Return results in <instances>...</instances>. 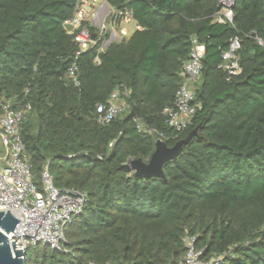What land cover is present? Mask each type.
<instances>
[{
    "label": "trees",
    "instance_id": "obj_1",
    "mask_svg": "<svg viewBox=\"0 0 264 264\" xmlns=\"http://www.w3.org/2000/svg\"><path fill=\"white\" fill-rule=\"evenodd\" d=\"M107 1L131 9L140 29L98 62L95 50L79 55L75 86L67 70L77 45L64 21L76 0H0V104L31 105L19 131L32 180L39 186L47 165L56 187L87 194L65 228L69 252L38 244L25 264H178L186 236L201 259L264 264V0H235L232 23L215 20L218 0ZM234 36L241 71L227 79L218 65ZM193 38L205 46L200 106L177 133L161 111ZM122 85L126 109L97 124L95 105ZM135 117L168 146L196 130L163 164L164 178L129 168L131 159L148 161L157 138L139 132Z\"/></svg>",
    "mask_w": 264,
    "mask_h": 264
},
{
    "label": "built area",
    "instance_id": "obj_2",
    "mask_svg": "<svg viewBox=\"0 0 264 264\" xmlns=\"http://www.w3.org/2000/svg\"><path fill=\"white\" fill-rule=\"evenodd\" d=\"M234 4L235 0H218L219 11L215 14V20L219 23H232ZM65 24L70 26L68 31L74 33L73 40L77 45L75 60L67 70V76L75 86L80 85L76 63L79 55L95 50L94 61L98 62V55L102 50L114 42L128 38L135 29H140L131 9L113 6L107 0H76L73 12L64 21ZM240 42L237 36L230 38L227 50L222 53V62L218 67L226 72L227 79L241 71L237 57ZM259 43L264 45L261 40ZM204 52V44L193 38L188 58L179 70L181 84L172 103L161 111L165 124L177 133L190 124L200 106L195 93ZM129 94V89L122 85L112 91L106 102L97 103L94 110L96 123L108 124L121 114L127 107L126 99ZM0 106V210H9L20 220L13 231L6 233L10 248L13 251L14 245L15 250L26 253L29 248L42 244L52 250L67 253L69 250L65 247V228L82 212L87 194L74 188L56 187L47 165L41 172L40 185L33 182L31 164L19 131L31 105L26 103L14 108L6 100ZM133 121L139 132L155 134L156 139L164 140L162 133L145 126L138 117ZM194 241L193 236L184 238L186 252L178 264L222 262V255L201 259L202 252L195 248Z\"/></svg>",
    "mask_w": 264,
    "mask_h": 264
},
{
    "label": "water",
    "instance_id": "obj_3",
    "mask_svg": "<svg viewBox=\"0 0 264 264\" xmlns=\"http://www.w3.org/2000/svg\"><path fill=\"white\" fill-rule=\"evenodd\" d=\"M64 27L66 30H70L69 25L65 24ZM195 134L196 130H192L185 138L178 140L172 146H168L161 139H156L154 150L150 154L148 161H143L140 158L131 159L128 164L129 168L138 177L146 179L154 177L164 178L163 164L169 160L176 159L183 146ZM19 221L9 210H0V264H25L26 253L15 250L14 245H12V251L6 235V233L14 230Z\"/></svg>",
    "mask_w": 264,
    "mask_h": 264
},
{
    "label": "rangeland",
    "instance_id": "obj_4",
    "mask_svg": "<svg viewBox=\"0 0 264 264\" xmlns=\"http://www.w3.org/2000/svg\"><path fill=\"white\" fill-rule=\"evenodd\" d=\"M132 29H133V27L131 26L130 30H132Z\"/></svg>",
    "mask_w": 264,
    "mask_h": 264
}]
</instances>
